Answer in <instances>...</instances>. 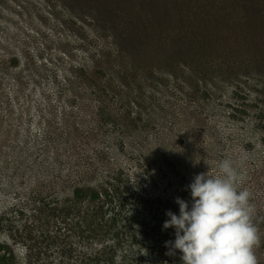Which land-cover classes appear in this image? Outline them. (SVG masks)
Here are the masks:
<instances>
[{"label": "rangeland", "instance_id": "374dc122", "mask_svg": "<svg viewBox=\"0 0 264 264\" xmlns=\"http://www.w3.org/2000/svg\"><path fill=\"white\" fill-rule=\"evenodd\" d=\"M78 2L0 0V264L151 263L176 198L191 208L194 177L224 159L246 175L264 264V0ZM111 178L121 218L154 225L114 262L60 220L73 185Z\"/></svg>", "mask_w": 264, "mask_h": 264}, {"label": "clouds", "instance_id": "9594fccd", "mask_svg": "<svg viewBox=\"0 0 264 264\" xmlns=\"http://www.w3.org/2000/svg\"><path fill=\"white\" fill-rule=\"evenodd\" d=\"M246 175L232 159L219 163V174L201 173L188 186L192 198L179 197V215L168 211L163 228L175 229L165 247L182 253L183 264H259L255 250L260 233L254 223L252 192L242 185Z\"/></svg>", "mask_w": 264, "mask_h": 264}, {"label": "trees", "instance_id": "16d2710c", "mask_svg": "<svg viewBox=\"0 0 264 264\" xmlns=\"http://www.w3.org/2000/svg\"><path fill=\"white\" fill-rule=\"evenodd\" d=\"M69 1L79 3L78 0ZM86 1L90 2V0ZM112 22H117V18L115 17ZM127 22L129 24L130 22H132V20L128 19ZM128 30L132 31L133 29L129 28ZM131 38L133 39V36H131ZM122 39L125 47L132 48L131 41H128L126 38ZM9 105L10 104L8 101L0 100V108L6 109ZM109 180L112 181V183L108 182V186L105 188L103 185H101V187L88 186L87 184L76 186L73 185L71 197L68 201L69 203L66 205V208L61 211L60 220L63 223H69L71 225V233L73 235V238L79 240V244L89 243L90 246H92L93 242L98 244L100 242V247L103 250L99 251H106V253H104L105 256L108 257H111L112 255L111 261L114 262L115 257L117 256V245L115 242L119 244L121 239L127 238L131 233L133 240V237H135V232L137 230L146 235L147 233L152 231V229H154V225L151 226L153 221L146 215H140L141 217H137V219L136 217H129L128 219L121 218L120 211L121 208H123V205L121 204L122 199H124L122 196L123 189L120 187V184H117L116 179L111 178ZM140 207H145L144 202L142 205H140ZM126 220H129L130 222L126 223ZM132 221L136 223H131ZM170 231L171 234H175L174 228H171ZM110 233V237L112 238H106ZM110 241L112 242V244L109 243ZM144 249L146 251L149 250L147 247H145ZM1 250L2 247L0 246V251ZM127 252L128 256L126 255V259H128V262L135 264L142 263L141 261H139L140 255L142 254L139 249L136 252L132 251L131 249ZM167 252L169 251L165 250L161 255L160 253H157V255L152 258L153 261L148 264H183L180 255H177L175 253L166 255ZM145 256H149V258H151L152 255ZM89 257L93 259H87L89 261V264L102 263L101 260L98 259L100 258V256L97 258L95 257L94 253H92ZM4 258L5 256L2 257L3 262Z\"/></svg>", "mask_w": 264, "mask_h": 264}]
</instances>
